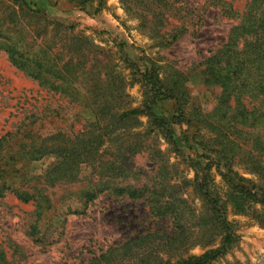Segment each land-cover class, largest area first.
Here are the masks:
<instances>
[{
    "label": "rangeland",
    "instance_id": "374dc122",
    "mask_svg": "<svg viewBox=\"0 0 264 264\" xmlns=\"http://www.w3.org/2000/svg\"><path fill=\"white\" fill-rule=\"evenodd\" d=\"M186 1L185 10L170 19L171 23L182 22L186 33L170 45L162 43L166 37L156 34L155 27L163 21L152 9L154 0H0V30L7 27L12 36L22 33L28 41L41 43L51 51L49 57L59 69L119 70L127 75L128 70L153 68L175 74L182 79L189 105L208 112L220 89L203 84L201 70L205 66L201 62L211 49L218 47L219 40H225L230 23L218 18L214 10L203 15V21H196L193 4L198 0ZM245 1L236 0L235 4L242 8ZM86 80L91 78L87 76ZM141 94L139 85L126 84L127 106L139 107ZM56 98L12 67L0 51V136L10 127L16 130L18 121H24L41 136L57 132L69 135L81 130L88 111L59 105ZM161 110L171 113L173 104L164 102ZM145 145L141 153L127 157L126 173L115 179L113 186L136 190L167 188L165 194H169L179 177L192 178V170L167 151L160 137L145 138ZM155 150H161V155ZM15 168L0 178L9 188L0 199V252L8 264H87L108 250H117L111 255L113 264H139V259L132 258L120 262L123 245L132 238H143L131 244L140 257L149 256L151 261L165 258L156 244L164 239L162 234L176 235L179 227L189 228V255H199L219 242V237L212 243L202 234L197 237L191 227L197 226L192 224L195 220L186 224L182 220V226H175L169 215L153 216L147 195L129 199L103 192L88 202L83 192L105 180L99 181L98 173L87 164L63 174L59 159L48 155ZM219 180L217 177L216 182ZM15 190L26 191L38 203H44V215L37 222L38 243L29 236L36 221L37 203L20 202L13 196ZM182 190V198L196 214L208 217L196 195L189 188ZM226 219L237 241L224 257L211 264H264V208L256 205L240 212L227 200Z\"/></svg>",
    "mask_w": 264,
    "mask_h": 264
},
{
    "label": "trees",
    "instance_id": "16d2710c",
    "mask_svg": "<svg viewBox=\"0 0 264 264\" xmlns=\"http://www.w3.org/2000/svg\"><path fill=\"white\" fill-rule=\"evenodd\" d=\"M186 2L154 0L152 9L163 21L155 27L156 34L167 38L162 43L170 45L186 33L182 22H170L185 10ZM235 2L198 0L193 4L194 20L200 22L203 15L214 10L218 18L230 23L225 40H219L218 47L211 49L201 62L205 66L201 70L203 84L220 89L208 112L189 105L182 79L175 74L153 68L128 70L127 75L119 70L59 69L49 57L51 51L41 43L28 41L22 33L12 36L7 27L0 30V51L12 67L35 81L41 90L57 96L59 105L88 111L82 129L69 135L63 132L37 135L24 121L16 123V130L12 127L4 130L0 136V178L19 164L48 155L59 159L63 174L87 164L98 173L99 181L105 180L83 192L88 202L103 192L129 199L147 195L153 216L169 215L175 226H182V220L185 224L195 220L192 224L197 226L191 227L197 237L202 234L211 243L219 237L213 248L189 255V228L179 227L176 235L162 234L164 239L156 248L165 258L152 261L149 256L140 257L138 249L131 246L143 238H132L121 248V263L132 258L139 259V264H211L224 257L237 241L226 219L227 200L240 212L256 205L264 208V0H246L242 8ZM87 76L91 80H86ZM126 84L139 85L142 92L139 107L131 108L125 103ZM167 101L173 104L174 111L164 114L161 104ZM141 119L145 121L142 123ZM150 136L160 137L167 151L180 157L186 169L192 170V178L179 177L169 194H165L167 188L136 190L113 186L111 183L126 173L127 157L146 149L145 138ZM160 151L155 150L159 156ZM241 170L251 178L243 177ZM1 182L0 199L9 190ZM183 187L196 195L208 217L196 214L182 198ZM13 196L23 203H37L36 221L29 236L38 243L37 222L44 215V203H38L26 191L15 190ZM116 251L108 250L87 264H113L111 255ZM0 264H8L2 252Z\"/></svg>",
    "mask_w": 264,
    "mask_h": 264
}]
</instances>
